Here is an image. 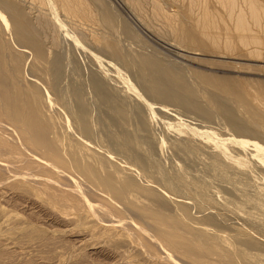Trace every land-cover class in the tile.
Masks as SVG:
<instances>
[{
    "label": "rangeland",
    "instance_id": "374dc122",
    "mask_svg": "<svg viewBox=\"0 0 264 264\" xmlns=\"http://www.w3.org/2000/svg\"><path fill=\"white\" fill-rule=\"evenodd\" d=\"M72 1L69 14L57 0H0V78L32 105L43 97L57 120L45 140L69 148L81 180L18 159L14 112L1 118L0 264H201L166 245L136 201L201 240L213 264H264V32L244 0L234 13L222 0ZM241 13L259 42L230 28ZM147 64L185 90L154 92Z\"/></svg>",
    "mask_w": 264,
    "mask_h": 264
},
{
    "label": "bare ground",
    "instance_id": "6f19581e",
    "mask_svg": "<svg viewBox=\"0 0 264 264\" xmlns=\"http://www.w3.org/2000/svg\"><path fill=\"white\" fill-rule=\"evenodd\" d=\"M42 2V0H39ZM59 1L58 4H60V6L63 8L64 11L66 12H72V11H75V7H74V4H73V1L72 0H57ZM75 1V0H74ZM78 2V1H77ZM192 2V1H191ZM223 4L229 8L232 12H233V9H234V0H222ZM244 2L246 3L247 5V8H248V13L252 19V25H257L258 27L261 26L260 28L262 29V31L264 32V6L262 4H260L258 2V0H244ZM76 3V2H75ZM77 4V3H76ZM50 5V4H49ZM195 5V3H194ZM74 14H76L75 12H73ZM234 13V12H233ZM15 25H16V29H17V33L19 35H22V33H20V28H19V24L17 22H15ZM60 25V24H59ZM63 27V26H62ZM61 27V29H62ZM230 27V26H229ZM226 28H228L226 26ZM233 30H237L240 34L239 36V39L242 40L245 44H249V43H254V42H259L258 39L254 38V37H248V36H245L246 33H248L250 31V27L249 25L246 24V15L241 13V14H238L236 16V14L234 15V26H231L230 27ZM229 29V28H228ZM230 30V29H229ZM226 31V30H225ZM231 31V30H230ZM227 34V38L229 39L230 36L228 34V32H226ZM228 42V41H227ZM34 57L36 60L39 61V63L44 59V52L41 48H35L34 50ZM100 62V61H99ZM147 63V62H145ZM41 64V63H40ZM145 68H150V70H152L153 74H152V88L154 89V92H157L159 94H162L164 97H168L169 99L170 98H175L174 95L176 94L175 91H181V90H185L186 88V85L184 84V82L182 83V79L181 77L180 80L179 78L175 77L173 74V72H170L169 71H166L165 69L164 70H153V68L147 64L145 65ZM39 70V69H37ZM145 71V70H144ZM148 72V71H147ZM150 72V71H149ZM169 73V74H168ZM173 73V74H172ZM1 79V78H0ZM4 79V78H3ZM1 79L0 80V120L1 118H8L9 117V112H14V115L10 117L11 118H8V120L10 119V121H14L12 123V125H14L15 127L13 129H11L15 135L18 133L22 140V143L21 145H19L20 147H18V150L21 152V153H18L17 154H21V157H19V155L16 157L18 159H27L29 160V163L33 161H35V163H37V165L40 167V168H48V171L55 174V175H64L65 178L67 180H69V182H72L74 184H77V182H79L80 184V179L78 181V176L77 174L79 173L77 170H76V164H73V166H69L66 164L65 160L63 159V156H68L69 155V151L66 147H63V148H59V151H61L64 155L60 154L59 152L57 153L55 151V146H54V143L53 142H48L45 140V137L46 135L48 134V131H50V127L52 126L53 124V121L54 123H57L55 121V118L53 117H46L43 112H42V102H40L39 99L36 100V102H34L35 105H32V103L30 102H33V101H29L27 98L28 95L26 94H22L21 95H17L19 93H17L15 96V94H11L9 92V89H8V84L5 82V80ZM219 84V82H218ZM217 84V85H218ZM18 85V84H17ZM219 87L221 88H224L222 86V84L218 85ZM228 87V86H227ZM11 89V88H10ZM230 89V87H229ZM232 90V89H231ZM264 91V90H263ZM24 92V91H23ZM34 93V92H33ZM264 93V92H263ZM38 95V92L36 93ZM34 94V96L32 95L31 98L29 99H36L37 95ZM170 94V95H169ZM174 94V95H173ZM45 95V94H44ZM43 95V96H44ZM47 96V95H46ZM45 96V97H46ZM9 97H11V100H9ZM30 97V96H28ZM39 97V95H38ZM44 97V98H45ZM47 98V97H46ZM50 98V97H49ZM264 98V96H263ZM45 100V99H44ZM48 101L50 99H47ZM43 101V100H42ZM20 103H23L24 106L22 105L23 108H21V105ZM30 103V105L28 104ZM44 104H47L46 102L43 101ZM50 103V102H49ZM8 105V106H7ZM52 105V104H51ZM54 105V104H53ZM49 106V105H48ZM60 107V106H59ZM57 108V107H56ZM54 109V108H53ZM46 112V111H45ZM53 113V112H52ZM55 115H56V112H55ZM61 115V114H60ZM54 116V115H53ZM54 117H57V116H54ZM60 117V116H59ZM57 117V118H59ZM229 117V116H228ZM56 118V119H57ZM3 119V120H4ZM61 121V120H60ZM4 121L0 122V124H2ZM5 123V122H4ZM5 125V124H3ZM8 126V125H7ZM12 127V126H11ZM1 128H4L2 125L0 126V129ZM10 128V127H9ZM7 128V130L9 129ZM6 130V129H5ZM9 129V131H11ZM2 132V131H1ZM12 132V134H14ZM3 134V133H2ZM17 134V135H18ZM9 136V135H8ZM12 137V136H11ZM15 136H13L14 138ZM1 138V137H0ZM3 138V137H2ZM6 139V137H5ZM57 140V139H56ZM5 142V141H4ZM6 142H8L6 140ZM4 143L8 146H11V143L10 141L8 143ZM19 142V140H18ZM0 143H3L0 142ZM10 144V145H9ZM17 144V143H16ZM14 146V144H13ZM18 146V145H17ZM60 146V145H59ZM3 147L0 145V148ZM6 147V146H5ZM3 147V148H5ZM15 147V146H14ZM2 148V149H3ZM6 149V148H5ZM8 149V148H7ZM22 149V150H21ZM29 149V150H28ZM11 149L9 148L8 151H10ZM17 150V149H16ZM22 151H23V154H25V156L22 154ZM27 151V153H26ZM30 151H33L30 153ZM6 152V150H5ZM12 152V151H11ZM9 152V155L6 154V156L8 155L9 158H12L13 159V154L14 153H11ZM25 152V153H24ZM2 153H4L2 151ZM10 153L12 155V157H10ZM28 153H30V155H28ZM16 154V152H15ZM15 154H14V161L16 160V157H15ZM24 157H23V156ZM2 157V156H1ZM6 159V157H5ZM6 159V160H8ZM71 161H73L71 158H69ZM2 160V159H1ZM5 160V162H6ZM11 160V159H10ZM12 161V160H11ZM9 162V160L7 161ZM16 162H19V160L15 161ZM74 162V161H73ZM14 164V162H12ZM21 163V162H19ZM28 163V162H27ZM34 163V162H33ZM11 164V162L9 163V165ZM8 163H7V166H9ZM21 165V164H20ZM36 165V164H35ZM34 165V166H35ZM18 166V165H17ZM20 167V166H19ZM29 167V166H28ZM68 169H66V168ZM38 168V167H37ZM11 169V168H10ZM41 169V170H42ZM41 172V171H40ZM65 173L69 174L66 175ZM92 176H94V173L93 172H89ZM40 174V173H39ZM38 174V175H39ZM34 175L35 179H39L40 180V177L43 176V174L41 175ZM72 178H71V177ZM47 177H41V181H43V179H45L44 181H48L50 182L48 179H46ZM64 179V178H63ZM34 180V179H33ZM51 180V179H50ZM65 180V179H64ZM90 180V179H89ZM43 181V182H44ZM92 183H93V180H90ZM47 184V182H45ZM62 183V182H61ZM71 183V184H72ZM51 184V183H50ZM63 184V183H62ZM68 184V183H67ZM73 184V185H74ZM81 185V184H80ZM95 185V184H94ZM71 186V185H70ZM97 187H101L102 190L106 191L105 188L102 187L101 184L99 185H95ZM99 187V188H100ZM71 188V187H70ZM76 188V187H75ZM115 196L116 197H119V198H122V194L120 192H116L115 193ZM113 200V199H112ZM138 203V201H136ZM134 203V207L136 209L135 213H137V215L142 218V219H147L149 220V222H152L154 224L153 228L156 227L158 233L160 234V236L162 235L163 238H165V240H163V242L168 245L167 243H169V246H172L173 247H176L178 248L176 251H181L183 252V254L185 253H188V252H195L196 255H198V258L200 260H196V262H201V264H213L211 263L212 261L211 260H208V251L207 249H205V246L201 244V240H199V242H194V241H191L190 242H187L185 241V239H183V237L181 235H179L177 232H175L171 226L169 225V223L165 220V218H162L161 216H159L162 211L157 209V210H154L151 209L150 207H148L146 204H144L143 202V205H138L137 203ZM110 207V206H109ZM119 207V206H118ZM121 207V206H120ZM124 209V208H123ZM126 211V210H125ZM134 212V211H132ZM134 213V214H135ZM133 215V214H131ZM162 215V214H161ZM136 217V216H135ZM137 218V217H136ZM144 221V220H143ZM116 222V221H115ZM152 224V225H153ZM146 225V224H145ZM142 226V225H141ZM139 226V227H141ZM150 226V225H149ZM144 228V226H142ZM151 227V226H150ZM148 228V227H147ZM146 229V228H145ZM143 229L142 230H139L140 232H142V234H146L148 235V238H150L152 235H150L151 233H148L147 230ZM155 231V230H154ZM155 231V232H157ZM151 232V231H150ZM153 232V231H152ZM154 234V233H153ZM157 234V235H159ZM155 236V235H154ZM156 238H158L157 236H155ZM161 237V240L163 239ZM154 237H152L153 239ZM155 238V239H156ZM154 240V239H153ZM160 240V239H159ZM157 241V240H156ZM155 243V241H154ZM203 243V242H202ZM206 242H204L203 244H205ZM207 244V243H206ZM165 245V246H166ZM153 247V246H151ZM160 247V245H159ZM170 248V247H169ZM206 248H207V245H206ZM163 250V248H161ZM160 249V251H162ZM167 249V248H166ZM185 251H184V250ZM209 250V249H208ZM213 250V248H212ZM169 251V250H168ZM174 252V251H172ZM171 253V252H170ZM210 254L212 253L211 250L209 252ZM173 255V254H172ZM222 255V254H221ZM225 255V254H223ZM164 256V255H163ZM165 257V256H164ZM167 258L171 259L172 262H174L175 264H182L181 261L179 262L178 260H176V256L173 255L172 257L171 256H167ZM175 257V258H174ZM193 257V256H192ZM196 257V256H195ZM216 257V256H215ZM210 258V257H209ZM183 261V260H182ZM186 262V261H185ZM195 262V261H194ZM216 262V261H215ZM187 263V262H186ZM185 263V264H186ZM199 264V263H198Z\"/></svg>",
    "mask_w": 264,
    "mask_h": 264
}]
</instances>
